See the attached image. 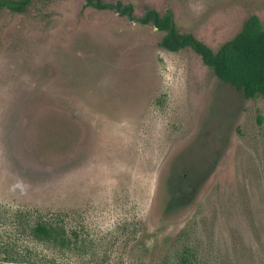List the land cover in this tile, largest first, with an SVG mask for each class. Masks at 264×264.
Wrapping results in <instances>:
<instances>
[{"label": "rangeland", "instance_id": "rangeland-1", "mask_svg": "<svg viewBox=\"0 0 264 264\" xmlns=\"http://www.w3.org/2000/svg\"><path fill=\"white\" fill-rule=\"evenodd\" d=\"M102 1L214 51L264 29V0ZM161 37L84 0L0 8V264H264V98Z\"/></svg>", "mask_w": 264, "mask_h": 264}, {"label": "trees", "instance_id": "trees-1", "mask_svg": "<svg viewBox=\"0 0 264 264\" xmlns=\"http://www.w3.org/2000/svg\"><path fill=\"white\" fill-rule=\"evenodd\" d=\"M33 1L0 0V8L21 13ZM40 1L50 3L52 0ZM84 1L87 6L98 11L111 9L117 16L126 18L132 24L155 27L157 31L163 33L162 38L156 43L158 48L172 53L190 49L199 56L216 79L233 86L246 99H252L257 95L264 98V29L258 16H249L243 22L240 31L214 51L191 33L178 30L171 13L159 14L154 9H148L142 16L137 17L134 7L130 4L119 1L112 4H104L102 0ZM153 202L155 209V201ZM35 222V226L30 228V234L35 240L51 245L68 243L59 221L38 217Z\"/></svg>", "mask_w": 264, "mask_h": 264}, {"label": "flooded vegetation", "instance_id": "flooded-vegetation-1", "mask_svg": "<svg viewBox=\"0 0 264 264\" xmlns=\"http://www.w3.org/2000/svg\"><path fill=\"white\" fill-rule=\"evenodd\" d=\"M115 3V2H114ZM155 10V9H154ZM157 11V10H156ZM158 12V11H157ZM144 13H145V11H144ZM159 13V12H158ZM160 14V13H159ZM162 14H164V13H162ZM119 17V16H118ZM121 18H124V17H121ZM173 21H174V17H173ZM175 23V22H174ZM135 24H137V23H135ZM134 25V24H133ZM142 27H148V26H143V25H141ZM175 26H176V24H175ZM151 27V26H150ZM152 29H154L155 31H157L156 30V28L155 27H152ZM159 32V31H158ZM160 34H162V36H163V33L162 32H159ZM186 33H188V32H186ZM191 34H192V32H191ZM194 37H195V35L194 34H192ZM162 38V37H161ZM196 38V37H195ZM198 39V38H197ZM199 40V39H198ZM200 41V40H199ZM154 42V41H153ZM200 42H202V41H200ZM203 43V42H202ZM205 44V43H204ZM206 45V44H205ZM208 46V45H207ZM209 47V46H208ZM210 48V47H209ZM161 49V48H160ZM163 50V49H162ZM168 52V51H167ZM193 54L197 57V58H199V56L198 55H196L194 52H193ZM200 59V58H199ZM200 61H201V59H200ZM202 62V61H201Z\"/></svg>", "mask_w": 264, "mask_h": 264}]
</instances>
